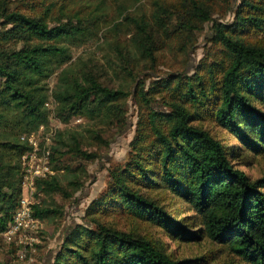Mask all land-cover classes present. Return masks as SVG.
Listing matches in <instances>:
<instances>
[{
    "label": "trees",
    "instance_id": "trees-1",
    "mask_svg": "<svg viewBox=\"0 0 264 264\" xmlns=\"http://www.w3.org/2000/svg\"><path fill=\"white\" fill-rule=\"evenodd\" d=\"M222 1L230 9V1ZM213 4L0 0L2 240L22 196L21 157L30 146L1 131L29 132L47 125L50 100L63 123L82 118L120 129L131 96L138 116L126 159L109 168L106 191L86 206L85 222L66 234L51 264H209L207 257L216 253L222 255L221 264H264V174L251 179L235 163L264 155V0H241L231 23L213 17L219 11ZM205 23H211L209 41L218 50L208 53L192 74H168L149 84L139 77L157 71L163 47L177 48L186 60ZM103 26L105 62L78 60L59 72L72 58L70 45L95 39ZM107 69L124 82L109 86L102 81ZM56 72L57 87L50 90L47 80ZM204 122L235 142L226 143ZM71 137L68 143L57 134L49 143L55 173L36 180L39 192L67 199L81 188L86 166H65L61 157L73 153L91 161L97 155L82 149L76 134ZM93 138L107 143L97 132ZM61 169L72 173L69 192L59 180ZM154 191L168 202L155 198ZM63 213L54 201L42 199L32 206L41 220ZM109 215L130 220L131 228L101 219ZM139 223L172 240H207L214 247L178 259L154 234L141 233Z\"/></svg>",
    "mask_w": 264,
    "mask_h": 264
},
{
    "label": "rangeland",
    "instance_id": "rangeland-1",
    "mask_svg": "<svg viewBox=\"0 0 264 264\" xmlns=\"http://www.w3.org/2000/svg\"><path fill=\"white\" fill-rule=\"evenodd\" d=\"M214 2L213 6L219 10L213 15L215 19L220 22L231 23L234 19V8L238 6L241 0H229L230 9H226L225 3L222 0H212ZM147 4V3H145ZM106 31V26H103L99 31L98 36L95 39L89 41L86 44L80 46L70 45L72 52V58L69 62L64 64L62 69L68 68L70 64L75 65L76 61L82 60V62L101 65L105 62L104 53H106L107 47L104 44V33ZM108 37V33H106ZM212 36L211 23H205L203 29L197 32V42L192 46L188 52L187 59L185 60V55H181L177 48L171 50V48L163 47L160 53V63L158 65L157 71L149 73L148 76L140 75V78H146L147 83L150 81L160 79L168 74L185 73L192 74L198 65V63L206 56L208 53L214 52L218 47L215 48L209 38ZM123 41V39H121ZM95 66V65H94ZM107 67V65H106ZM105 69L101 66V70ZM59 72L53 74L48 80V87L50 90L55 89L58 83ZM114 72L107 69V72H103L100 79L104 81L109 86H116L122 82L123 76L118 78L114 77ZM129 86H131L130 81H128ZM128 86V87H129ZM127 113L126 122L123 127L117 129L115 127H107L105 124H100L99 122H90L82 118H72L69 122L63 123L55 117V104L52 100L46 103L48 109L49 123L43 125V129L40 130V126L36 130L37 137L43 139L45 137H50L51 141L57 137V134L61 135V138L65 142H72L71 135L76 134L80 142V147L87 152H94L97 156L91 161H80L73 153H67L61 157V164L74 168L84 164L87 169V175L82 178L81 188L76 192H72V196L67 199H61V196L54 194L48 196L35 191L34 201L39 202L44 199L47 201H54L63 206V215L60 218H47L42 219V226L38 230L37 238L38 240L33 244L31 248H27L23 251L22 246H18V243L8 240L14 244H8L5 240L0 238V263L4 264H51L52 258L57 250L60 248V244L66 234L77 224H82L85 222L84 210L86 206L93 200L98 198L107 189L108 180V170L117 163H120L126 159L129 143L134 134V128L138 116V106L134 103L133 98L130 96L127 101ZM156 106V105H155ZM203 126L209 128L211 132L217 134L218 136L224 137V140L228 144L235 142L232 138L226 136L225 133L219 131L217 127H214L210 123L204 122ZM97 132L107 143H100L99 140L93 138L94 132H88L87 130ZM30 130V131H34ZM5 135L19 137L21 134L27 133L23 131L12 130L11 128H4L2 131ZM73 144L70 145L72 148ZM65 150V149H63ZM250 163H244L246 161H236V165L244 170L251 179H257L264 174V155L252 159H248ZM59 180L65 190L70 191L69 180L72 178V173L64 171L61 169L58 172ZM27 194L29 193L28 189ZM26 193V191H25ZM153 195L155 198H161V202H168L165 200V195L159 191H154ZM103 221H112L113 224L118 225V227L131 228L132 223L130 220L125 219L116 215L103 216L101 218ZM139 231L141 233H152L154 236L162 243L166 248L167 252H171L175 258H193L202 253L210 251L214 245H212L207 240H200L197 243H183L177 240H172L169 236L165 235L164 232L160 231L156 227L145 226L139 223ZM35 234V235H36ZM3 238V237H2ZM7 241V240H6ZM212 255V254H211ZM209 264H221L223 261L222 255L220 253L213 254L207 257Z\"/></svg>",
    "mask_w": 264,
    "mask_h": 264
},
{
    "label": "built area",
    "instance_id": "built-area-1",
    "mask_svg": "<svg viewBox=\"0 0 264 264\" xmlns=\"http://www.w3.org/2000/svg\"><path fill=\"white\" fill-rule=\"evenodd\" d=\"M41 129L43 126H40ZM36 134L37 132L34 130L19 136L21 141L27 142L30 146L29 151L21 157L22 196L13 213L12 220L7 228L1 232L4 239L18 243V246L23 247V251L31 248L38 240L36 233L42 226L41 219L32 214V206L36 203L34 201V194L37 189L36 180L48 178L55 173L49 163L51 138L47 136L39 139ZM25 189L29 190L28 194Z\"/></svg>",
    "mask_w": 264,
    "mask_h": 264
}]
</instances>
